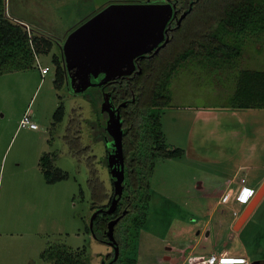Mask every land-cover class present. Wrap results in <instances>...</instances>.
Masks as SVG:
<instances>
[{
    "label": "rangeland",
    "instance_id": "1",
    "mask_svg": "<svg viewBox=\"0 0 264 264\" xmlns=\"http://www.w3.org/2000/svg\"><path fill=\"white\" fill-rule=\"evenodd\" d=\"M160 1L4 0L10 18L56 39L51 52L40 55L35 65L0 74V264H50L45 258L50 248L83 249L85 264H102L111 254V246L87 229L95 202L93 177L101 179L108 196L112 193L106 145L98 131L100 121L106 120L99 88L77 96L67 83L57 88L53 57L62 55L71 29L94 12L112 4ZM216 29L215 24L205 33ZM244 41L242 56L234 60L221 55L208 59L204 48L193 45L187 48L191 55L179 60L170 77L171 103L161 110V123L167 145L182 148L186 154L159 159L149 177L151 200L143 204L146 223L138 231L131 228L128 247L122 249L123 256L135 259L136 264H180L184 256L201 258L224 252L244 256L250 264L264 261V201L239 232L234 231L233 212L236 204L242 214L261 182H253L249 173L245 187L251 193L244 204H220L225 194L216 195L213 188L248 148L241 151L231 136L207 144L190 140L197 127L196 112L223 110L225 129H246L255 138V162L264 161V109L234 112L232 108L238 89L253 86L252 73L264 72V34ZM44 67L50 72L42 76ZM62 105L64 118L59 123L55 115ZM26 113L33 116L38 130L20 126ZM205 148H211L212 160L203 162L199 155ZM45 156L55 159L53 169L68 173L69 178L49 184L42 172ZM203 180L206 192L198 190Z\"/></svg>",
    "mask_w": 264,
    "mask_h": 264
},
{
    "label": "trees",
    "instance_id": "2",
    "mask_svg": "<svg viewBox=\"0 0 264 264\" xmlns=\"http://www.w3.org/2000/svg\"><path fill=\"white\" fill-rule=\"evenodd\" d=\"M191 3L192 0H180L181 11L189 10ZM20 22L5 13L4 0H0V74L28 69L36 64L40 55H47L52 50L54 37L50 38L42 32H37L28 24V27H25ZM215 24L217 26L215 31L205 33L206 30L211 31ZM262 34H264V0H194L192 12L179 26L169 46L173 53L172 61L167 63V66H173L170 74H175L180 59H186L191 55L192 51H188L187 48L193 45L204 48L208 53L206 55L208 59H215L221 55L228 60H234L242 56L245 38L251 39L254 36L259 38ZM53 61L56 65L55 84L57 88H61L66 83V69L62 55H55ZM166 69V66L162 67L165 72L162 81L161 73L151 77L143 74L139 83L140 86L143 84L145 86L139 91L137 103H131L123 112L126 129L123 137L126 164L125 191L116 212L112 215L101 213L94 223L95 238L105 242L107 239L105 231L109 221L117 218L126 208L129 209L128 214L123 218V221L127 222L124 225L120 222L115 229L121 249L119 259L113 264H136L135 259L123 256L122 249L128 247L131 228L138 231L146 223L147 212L143 204L147 206L151 200L149 177L157 161L177 159L186 154L182 148L167 145L164 136L161 110L171 103L168 91L171 76L166 74ZM252 77L253 86L246 84V87L238 89L236 98L232 102L233 109H264V72H253ZM128 95L131 97V94ZM64 110L65 107L62 105L56 112L55 119L59 123L63 121ZM98 131L101 136L99 138L108 146V138H106L108 134L104 122L100 121ZM54 161L55 159L52 160L47 156L42 160L43 176L49 184H56L69 178L68 173L53 169ZM106 165L109 168L107 158ZM110 177L112 185L110 196L106 194L107 188L101 179L98 176L93 177V182L91 181L92 193L95 196L93 202H97L92 204L91 210L109 208L114 196V180L111 175ZM95 181L99 184H95ZM97 185L101 188L100 193ZM100 200H107V203L97 204ZM87 229L91 234L90 227ZM49 251L45 254V258L50 264L86 263L83 249L72 252L67 248L60 250L50 248Z\"/></svg>",
    "mask_w": 264,
    "mask_h": 264
},
{
    "label": "water",
    "instance_id": "3",
    "mask_svg": "<svg viewBox=\"0 0 264 264\" xmlns=\"http://www.w3.org/2000/svg\"><path fill=\"white\" fill-rule=\"evenodd\" d=\"M192 10L193 4L180 16L178 26ZM174 16H177V12L172 4H112L73 30L61 47L65 67L73 71L71 83L67 82L73 93L78 95L92 87H103L110 81L132 74L138 57L154 50L158 52L163 42L162 47L167 45L170 37L166 28ZM20 23L28 27L27 24ZM101 75L104 78L100 82L93 81L98 80ZM110 97L109 94L105 95L101 111L109 114L106 131L113 140V151L108 156V164L114 180V196L108 209H98L91 217L90 230L94 237L97 216L104 212L114 214L125 191L124 130L120 107L126 103L115 108ZM263 199L264 183L236 221L235 232L241 231ZM127 214L128 210L109 221L105 231L106 242L114 248L115 255L111 262L103 260L102 264H113L119 259L120 245L115 229Z\"/></svg>",
    "mask_w": 264,
    "mask_h": 264
},
{
    "label": "crops",
    "instance_id": "4",
    "mask_svg": "<svg viewBox=\"0 0 264 264\" xmlns=\"http://www.w3.org/2000/svg\"><path fill=\"white\" fill-rule=\"evenodd\" d=\"M92 15L93 14H91L89 17H91ZM84 21L82 20L79 23H77L71 29V31L74 28H76L77 25L81 24ZM239 110L240 109H234V112L239 111ZM224 114H225V111L223 110L221 111L202 110V111L196 112L194 118H195V122L197 123V127L193 128L194 130L191 134L190 140L198 139L199 144L200 142L203 144H207L208 142L213 143L214 139L221 141L222 139H228L229 136H231L232 140L239 142L237 146L241 147V151L244 150L245 148H248L244 156L242 158H238L239 160L232 165V169L230 168L231 171L227 173L226 176L218 178L219 185L217 187H213L215 189L216 195H220L222 197L225 194V199L223 202L219 201L220 204L229 205L232 202L244 204L245 203L244 200L246 199L247 195L251 193V188L249 186L245 187L248 184V181H249L248 179H249L250 174L253 175V182L255 183L261 182L258 190L264 183V161L259 162V163L255 162V149H256V145L254 143L255 138L253 137L250 138L248 131L246 129L242 130V132L239 131V128L238 129H235V128L225 129V126H223ZM194 133H197L198 135H194ZM211 151H212L211 148L209 149L205 148L203 150V153L199 155L200 159L202 158L201 161L206 162L207 160H212V157H209L212 155ZM219 161L223 162V158L220 159ZM243 179H245L244 183L242 182ZM244 187L246 191L243 190ZM231 189L237 190L238 196L236 197V199L228 201V194ZM198 190L201 192L202 191L206 192L207 190L206 181L204 182L203 180L199 183ZM240 197H243V199H240ZM263 201L264 199L262 200V202ZM262 202L260 203V205L262 204ZM259 206L257 207V209L259 208ZM233 212H234V219L238 220L240 210L236 207V204H234L233 206Z\"/></svg>",
    "mask_w": 264,
    "mask_h": 264
},
{
    "label": "flooded vegetation",
    "instance_id": "5",
    "mask_svg": "<svg viewBox=\"0 0 264 264\" xmlns=\"http://www.w3.org/2000/svg\"><path fill=\"white\" fill-rule=\"evenodd\" d=\"M193 2H194V0H192V3L190 4V6H189L188 9H190V7L193 4ZM179 3H180V0H162V1L158 2V3H155V4H172L173 6H175V10L177 12V16H174V18L172 19V21H170L171 23L168 24V26L166 28V29H168V35L170 37V40L167 43V45H165V46L162 47V45L164 43L163 42L160 45L161 48L159 49L158 52H155V50H154V51H152V52H150V53H148L146 55H143V56L138 57L136 59V61H135L136 69L132 72V74L127 75V76H122L121 78H119V79H117L115 81H110V82L106 83L103 87H98L99 88V93H100V96H101V99H102L101 107H102V104L105 102V95L106 94L111 95L110 102L115 106V108H118L120 105L122 106V104L126 103V105H123L122 107H120V114H121V117H122L123 130H124L123 137H125V132H126V129L124 128V121H125V119L123 117L124 116V113L123 112H124L125 109H127L129 107V105L131 103H133V104H136L137 103V101H138V94H140L139 91L141 90L142 87L144 88V86H145L144 84H143V86H140V83H139L141 81V79L143 78V74H146L148 77H151V76H153V75H155L157 73H159V74L161 73L160 80H163L165 78L164 77V75H165L164 73L165 72H163L162 67L166 66V68H167L166 69V74H168V75L171 76L170 71L173 68V66H171V65L170 66H167V63H169V62L172 61L171 58L173 57V53L169 49V46L171 45V42H172V40L174 38L175 32L179 28V26H178V19L180 18V16L185 11H187L186 9H184V10L181 11V6H180ZM103 9L104 8L100 9L99 11H96V13H94L91 17L87 18L84 22H82L81 24L77 25L76 28H78L80 25H82L83 23H85L86 21H88L90 18L94 17L96 14H98L99 12H101ZM184 20H183V22H184ZM76 28H74L73 30H75ZM166 39H167V37H166ZM173 62H175V61H173ZM65 69H66V67H65ZM72 73H73L72 70L69 71V70L66 69V83L67 82L71 83ZM158 77H159V75H158ZM103 78H104V76L101 75L98 80H96V81L93 80V81L94 82H100ZM169 80H171V79L169 78ZM67 86H68L69 90L71 91V94L77 96L71 90V88H70L71 85H69L67 83ZM128 94H131V97H129ZM103 115L106 117L105 125L107 126V121L109 119V114L108 113H104ZM106 138H108L107 139V145L108 146H106L107 160H108L109 154L113 151V146H112L113 140H112V138L109 135ZM123 143H124V138H123ZM125 169H126V164H125ZM109 171H110V168H109ZM98 209H106V208H98ZM126 210L129 211V209H127V208L124 211H126ZM95 211H93V213ZM121 214H119L118 216H120ZM122 221H123V219L120 222H122ZM115 235H116V231H115ZM116 239H117V237H116ZM117 241H118V243L120 245V249H121V244H120V242H119L118 239H117ZM106 244H107V242H106ZM111 248H112L111 254L108 255L104 259V260L107 261V263L108 262H111L113 260V258H114V255H115L114 248L113 247H111ZM261 263L264 264V261L262 260Z\"/></svg>",
    "mask_w": 264,
    "mask_h": 264
},
{
    "label": "built area",
    "instance_id": "6",
    "mask_svg": "<svg viewBox=\"0 0 264 264\" xmlns=\"http://www.w3.org/2000/svg\"><path fill=\"white\" fill-rule=\"evenodd\" d=\"M49 72V67H44L41 69V73L43 76L47 75ZM20 126L28 127L32 130H38V125L33 121V117L28 113L24 115L23 119L21 120ZM242 182L244 183L245 179H243ZM237 196L238 191L231 189L228 195V201L236 199ZM180 264H250V262L248 258L244 256H234L231 255L229 252H224L222 254H211L207 257L201 258H185L184 256V260Z\"/></svg>",
    "mask_w": 264,
    "mask_h": 264
}]
</instances>
